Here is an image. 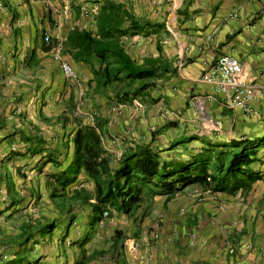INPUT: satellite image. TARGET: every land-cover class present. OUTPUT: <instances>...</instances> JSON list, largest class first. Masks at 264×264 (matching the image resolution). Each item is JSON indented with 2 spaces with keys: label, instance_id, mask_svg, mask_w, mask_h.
Segmentation results:
<instances>
[{
  "label": "crops",
  "instance_id": "obj_1",
  "mask_svg": "<svg viewBox=\"0 0 264 264\" xmlns=\"http://www.w3.org/2000/svg\"><path fill=\"white\" fill-rule=\"evenodd\" d=\"M103 1L0 0V199L15 200L0 203V214L39 211L34 199L47 196L58 214L65 211L61 203L68 189L60 180L74 159L79 121L99 124L115 161L138 144L171 167L192 162L210 147L230 154L248 147L255 151L248 168L260 174L249 190L210 191L193 183L170 199L156 194L130 213L116 212L110 225L94 224V231L110 230L99 245L81 247L76 228L65 229L75 250L52 264H75L83 250L94 256L87 264H264V0H116L151 22L122 36L127 52L141 65L149 58L168 65L146 98L122 101L123 83L101 86L98 59H77L66 47L75 28L98 33ZM45 35L51 44L44 43ZM59 45L75 76H67L54 59ZM226 54L243 62L244 77L255 86L250 112L227 105L203 79L212 60ZM14 167L22 177L13 174ZM79 176L94 192L85 171ZM32 195L28 206L18 204ZM39 213V219L29 216L0 230V244L3 234L24 238L23 245L2 244L9 260L48 239L40 232L36 240V223L47 226L41 220L50 216ZM6 262L0 257V264Z\"/></svg>",
  "mask_w": 264,
  "mask_h": 264
},
{
  "label": "trees",
  "instance_id": "obj_2",
  "mask_svg": "<svg viewBox=\"0 0 264 264\" xmlns=\"http://www.w3.org/2000/svg\"><path fill=\"white\" fill-rule=\"evenodd\" d=\"M129 21V24H128ZM98 33L86 29H73L66 42L67 49L75 58L90 62L96 57L100 63L95 70L99 84L108 87L115 82L123 83L119 99L132 96L146 98L167 64L147 59L138 64L127 52L122 36L134 34L151 22L136 18L124 5L116 0H104L96 15ZM74 159L60 180L63 189L74 183L82 171L95 182L94 192L85 187L75 189L72 198L88 204L92 211L91 225L101 222L104 211L130 213L156 194L172 198L193 183L202 184L210 191L249 190L260 178V174L248 168L253 161L254 150L243 147L234 153L214 151L210 147L194 156L193 161L182 166H161L158 154L148 145L138 144L116 159L104 143L99 124L78 122L73 136ZM213 152H216L213 153ZM215 159L213 167L211 162ZM214 169L209 172L210 169ZM62 201H66V196ZM75 217H72V222ZM53 225L48 223L39 230L46 234ZM55 227V226H54ZM120 237L121 232L117 231ZM88 238V236H87ZM87 238L78 240L81 247ZM92 254L83 250L75 264H87ZM6 264H40L38 259L27 260L24 253L7 260Z\"/></svg>",
  "mask_w": 264,
  "mask_h": 264
},
{
  "label": "rangeland",
  "instance_id": "obj_3",
  "mask_svg": "<svg viewBox=\"0 0 264 264\" xmlns=\"http://www.w3.org/2000/svg\"><path fill=\"white\" fill-rule=\"evenodd\" d=\"M16 169L17 168L15 167L12 169L13 174H18L20 177H22V172L19 171L18 173H16L17 172ZM21 170H22V167H21ZM23 174H25L26 177L29 175V173H27L26 171H24ZM81 182L83 184H86L85 188H87L88 190L91 189L90 185L87 184L88 183L87 179H84L83 176H79V178L77 179L75 183H73L72 185H68L67 187L68 191L66 192V201L64 202L62 201L61 203V206L65 208V211L60 212V214H58L57 210H55V208H57L58 206L53 202V199L51 197H48V196L46 198L42 197L41 201H39V198L34 199L33 195H32V199L30 200L27 198H25L24 200L18 199L19 200L18 204H20V206H24V205L28 206L34 199L35 202L32 203L33 204L32 207H37V209H41V210L37 211L36 209H34L32 211L30 210L27 211V208L29 207H26V209L25 208L18 209V210L15 209L10 214H0V222L2 223L1 225L2 229L0 230L2 232L6 231L7 226H10L11 229H13L14 227H17V224L22 219H27V217L29 216H35V217L39 216L40 214L39 212L47 211L48 214L50 215L47 221L45 219L41 220L42 224L51 223L53 225L51 227V231L48 232L46 235L48 236V239H44V243L39 242L36 244L34 243V245L30 244L26 248L27 251L24 253L27 260L38 259L40 264H52V262H55V263L59 262L60 255L64 254L63 256H65V258H68L69 254L71 255L72 252L75 250V247H73V245L71 244L73 240L72 236L70 237L67 236L68 232L65 233V229L66 230L69 229V233H70V231L73 232V230H75L76 228V232H77L76 237L78 238V240L87 238L88 236L87 240L84 241V246H86V249L92 246H96V244L105 242L106 240L109 239L108 234L110 230L107 229L108 227L102 230H99V231H94V225H91V218L89 216L91 212L90 206L88 204L82 203L80 200H75L72 198L71 192L75 190L74 186L79 187V185L82 184ZM23 194H25V197L29 195L26 192ZM11 202L14 203L15 200H12L10 196L6 197L5 199H0L1 204L3 203L10 204ZM38 204H42L41 207L38 206ZM73 216L75 217V221L71 223ZM115 216H116V213L112 212L108 217L104 216L102 222H104L107 225H110L112 222L110 218L115 217ZM39 217H37V219H39ZM35 221L37 222L38 220H35ZM36 224H37L36 226L37 229H36L35 235H37L38 237L36 240H41L40 239L41 231L38 230L41 226H38L40 224L39 222ZM11 237L12 236H9L8 234H3L1 237V239L3 240L2 244L5 243V245H8L10 243H14L13 247L14 245H17V244L23 245L22 243H23L24 238L19 237V235L16 237L13 236L14 237V238L12 237L14 240L13 241L9 239ZM2 244H0V250H1L0 257L3 262H6L7 260H9V257L11 254H10V251H4L6 247H2ZM63 246H66V248ZM79 257H80V254H79ZM40 259H42V261H40ZM67 263H68V260H67Z\"/></svg>",
  "mask_w": 264,
  "mask_h": 264
},
{
  "label": "built area",
  "instance_id": "obj_4",
  "mask_svg": "<svg viewBox=\"0 0 264 264\" xmlns=\"http://www.w3.org/2000/svg\"><path fill=\"white\" fill-rule=\"evenodd\" d=\"M43 41L51 44L52 37L45 35ZM62 49L63 46L59 45L54 59L60 62L61 69L67 76H75V69L63 58ZM203 79L214 86L227 105L245 112L251 111V101L257 92L254 84L244 77L243 62L238 57L226 54L214 58L204 72ZM109 215L110 211L105 210L104 216Z\"/></svg>",
  "mask_w": 264,
  "mask_h": 264
}]
</instances>
